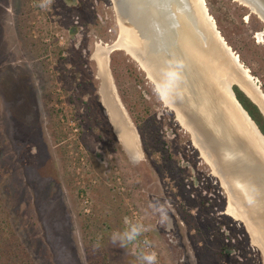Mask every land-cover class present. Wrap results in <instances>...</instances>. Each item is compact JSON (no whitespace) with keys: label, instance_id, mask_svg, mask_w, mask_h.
I'll use <instances>...</instances> for the list:
<instances>
[{"label":"rangeland","instance_id":"obj_1","mask_svg":"<svg viewBox=\"0 0 264 264\" xmlns=\"http://www.w3.org/2000/svg\"><path fill=\"white\" fill-rule=\"evenodd\" d=\"M204 1L264 96L263 20L239 0ZM118 36L111 0H0V219L7 231L34 264H140L132 249L146 251L144 234L127 249L109 240L136 219L152 225L150 250L162 264H264L191 134L123 48L106 56L103 84L95 56ZM109 94L134 130L133 153L112 122ZM136 113L144 116L140 126ZM157 199L167 216L146 218Z\"/></svg>","mask_w":264,"mask_h":264},{"label":"water","instance_id":"obj_2","mask_svg":"<svg viewBox=\"0 0 264 264\" xmlns=\"http://www.w3.org/2000/svg\"><path fill=\"white\" fill-rule=\"evenodd\" d=\"M111 1L119 36L108 53L123 48L145 70L220 179L228 203L237 207L264 256V135L233 90L238 86L264 116L247 93L264 100L259 86L226 44L204 0ZM239 2L264 22V0ZM130 31L139 32L144 42L124 44Z\"/></svg>","mask_w":264,"mask_h":264},{"label":"trees","instance_id":"obj_3","mask_svg":"<svg viewBox=\"0 0 264 264\" xmlns=\"http://www.w3.org/2000/svg\"><path fill=\"white\" fill-rule=\"evenodd\" d=\"M233 90L240 104L247 111L248 115L255 122L261 133L264 135V116L260 112L258 106L253 103L243 93V91L238 88V86L233 85ZM140 102L142 103V101ZM52 114L55 115V112H53ZM134 118L137 122V125L140 126L142 120L144 119V116H141L140 113H136ZM194 222L196 221L189 219L187 220L188 224H194ZM7 229L8 226L6 225V222L0 219V264H34L31 260L30 253L27 252L26 248L20 243L19 238L14 236V233H12L11 231H7ZM6 235L12 236L7 238ZM225 249H227V247ZM228 249L231 251V248ZM233 250L236 251L235 249ZM106 255L107 254L105 252L104 257ZM246 256H248V253L246 255H243V257Z\"/></svg>","mask_w":264,"mask_h":264},{"label":"clouds","instance_id":"obj_4","mask_svg":"<svg viewBox=\"0 0 264 264\" xmlns=\"http://www.w3.org/2000/svg\"><path fill=\"white\" fill-rule=\"evenodd\" d=\"M50 2V0H48ZM41 8L47 7V3H41ZM129 162L132 164L140 163V158L137 156H131ZM134 181L129 180V183ZM138 182V181H135ZM145 217L151 219L154 216H158L161 219L167 216V207L164 202H161L159 199L152 201L148 204L147 208L144 209ZM152 225L137 221L131 222L125 220V228L121 230L113 231L109 237L110 243L115 247H120L127 249L130 245L137 243L138 239L146 232L151 230ZM145 245H150V241L144 240ZM133 253L137 255V259L140 261V264H157L158 255L155 251H140L136 252L135 249H132Z\"/></svg>","mask_w":264,"mask_h":264},{"label":"bare ground","instance_id":"obj_5","mask_svg":"<svg viewBox=\"0 0 264 264\" xmlns=\"http://www.w3.org/2000/svg\"><path fill=\"white\" fill-rule=\"evenodd\" d=\"M132 34V35H131ZM120 41L122 42L123 44V40H121V37H120ZM144 42L142 36L140 35V33L138 32V35H134V31H130L129 33V38L126 39V41L124 42V44L126 43L127 45L128 44H136V43H140V42ZM109 47V46H108ZM102 49H105V50H102ZM109 48H99L97 50V56H95V59L96 61L98 62V67H99V71L101 73V78L103 79V84L105 86H108V77H106L104 75V71H103V68H105V63L104 60L108 54V50ZM235 56V55H234ZM137 62V61H136ZM233 78V77H230V79ZM235 80V78H233ZM232 80V79H231ZM104 85H103V88H104ZM240 87H244V89H246V86H243L241 83L239 84ZM111 87V86H110ZM159 90V89H158ZM246 91V90H245ZM161 92V91H160ZM252 98H254V100L257 102V104L261 107L263 113H264V100H262L261 98H259L258 96L255 97L252 93L250 92H247ZM108 94V92H107ZM101 96V95H100ZM110 96V94H109ZM109 96H106V100H107V103L105 101V104L107 105V108L108 110L111 112V117H112V122L114 123V125L116 126V129H117V132L119 134V137L121 138V140L123 141V143L125 144V148L126 150H129L131 153H133V143H135L136 141V138L133 137V134L131 135V131H134L133 129H129V125H126V122H125V118H121V116L117 113L116 111V107H115V104L114 103V100L112 98V96H110L111 98L109 99ZM102 98V97H101ZM165 100V99H164ZM234 114H236L238 120L240 123L243 124V127L246 129V125H245V122L240 118L241 117V113L235 109L234 111ZM244 114V113H243ZM240 116V117H238ZM245 116V115H244ZM180 122V120H179ZM181 123V122H180ZM248 129V128H247ZM261 138V137H259ZM262 139V138H261ZM260 141V140H259ZM229 210L232 214V217L235 219H240L242 221L243 218H240L239 217V214L237 212V207H235L233 204H229ZM229 212V213H230ZM244 220V219H243ZM244 223V222H243ZM245 224V223H244ZM247 225V224H246ZM248 227V226H247ZM252 238V237H251Z\"/></svg>","mask_w":264,"mask_h":264},{"label":"built area","instance_id":"obj_6","mask_svg":"<svg viewBox=\"0 0 264 264\" xmlns=\"http://www.w3.org/2000/svg\"><path fill=\"white\" fill-rule=\"evenodd\" d=\"M140 218H142V217H140ZM141 219H136V221H140ZM144 240H148V238H147V232L146 233H144V236H143V238L141 239V243H142V247L146 250V252H148V251H151L150 250V247L151 246H149V245H145L144 244ZM157 264H162L159 260H157Z\"/></svg>","mask_w":264,"mask_h":264}]
</instances>
